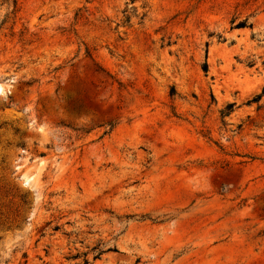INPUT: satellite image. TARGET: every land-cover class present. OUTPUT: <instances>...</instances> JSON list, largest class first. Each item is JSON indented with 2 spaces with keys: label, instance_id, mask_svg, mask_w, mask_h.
I'll use <instances>...</instances> for the list:
<instances>
[{
  "label": "rangeland",
  "instance_id": "obj_1",
  "mask_svg": "<svg viewBox=\"0 0 264 264\" xmlns=\"http://www.w3.org/2000/svg\"><path fill=\"white\" fill-rule=\"evenodd\" d=\"M263 91L264 0H0V264H264Z\"/></svg>",
  "mask_w": 264,
  "mask_h": 264
},
{
  "label": "trees",
  "instance_id": "obj_2",
  "mask_svg": "<svg viewBox=\"0 0 264 264\" xmlns=\"http://www.w3.org/2000/svg\"><path fill=\"white\" fill-rule=\"evenodd\" d=\"M243 27H245V25H236V27L235 28H243ZM262 95H264V91H263V93H262Z\"/></svg>",
  "mask_w": 264,
  "mask_h": 264
}]
</instances>
